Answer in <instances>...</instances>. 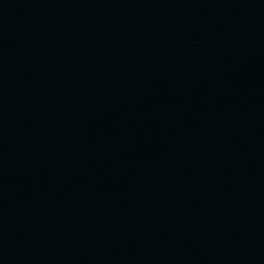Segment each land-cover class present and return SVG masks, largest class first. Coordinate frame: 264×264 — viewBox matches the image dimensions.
I'll return each mask as SVG.
<instances>
[{
    "label": "water",
    "instance_id": "95a60500",
    "mask_svg": "<svg viewBox=\"0 0 264 264\" xmlns=\"http://www.w3.org/2000/svg\"><path fill=\"white\" fill-rule=\"evenodd\" d=\"M0 264H264V0H0Z\"/></svg>",
    "mask_w": 264,
    "mask_h": 264
}]
</instances>
